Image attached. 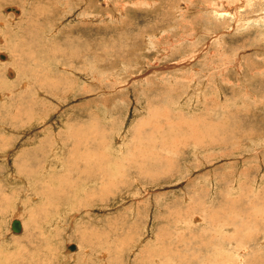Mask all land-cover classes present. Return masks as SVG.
Listing matches in <instances>:
<instances>
[{"label":"rangeland","instance_id":"rangeland-1","mask_svg":"<svg viewBox=\"0 0 264 264\" xmlns=\"http://www.w3.org/2000/svg\"><path fill=\"white\" fill-rule=\"evenodd\" d=\"M247 1L0 0L2 264H181L188 233L202 264H234L208 218L236 209L264 264V0Z\"/></svg>","mask_w":264,"mask_h":264},{"label":"bare ground","instance_id":"bare-ground-1","mask_svg":"<svg viewBox=\"0 0 264 264\" xmlns=\"http://www.w3.org/2000/svg\"><path fill=\"white\" fill-rule=\"evenodd\" d=\"M249 1V0H248ZM248 1L246 2V3H248ZM244 2V1H243ZM245 3V4H246ZM10 8H15V7H10ZM8 9V8H7ZM7 9L5 10L6 12H8L7 11ZM16 10H18V13H15V15H19L20 14V10L19 9H17V8H15ZM36 11V10H35ZM24 12V11H23ZM217 12H219V11H217ZM236 12V11H235ZM14 13V12H13ZM38 16V15H37ZM42 16V15H41ZM219 16H223V15H221L220 13H219ZM258 17V18H257ZM23 18V17H22ZM46 17H42V19L43 20H46L45 19ZM256 18H257V20H260V19H262L261 18V16H256ZM250 19V18H249ZM39 20V19H38ZM235 20H237V19H235ZM248 20V19H247ZM13 21V20H12ZM238 22H240V21H242V24H244V23H246V20H241V19H239V20H237ZM241 23V22H240ZM1 24V23H0ZM2 25V24H1ZM3 26V25H2ZM3 39V38H2ZM220 39V38H219ZM20 50H21V52H22V54H23V50H24V48H22V47H20ZM197 52V51H196ZM36 53V52H35ZM4 54V53H3ZM3 54H0V57L1 56H4ZM27 58V57H26ZM7 58H6V56H4V59H2L3 61H5ZM16 61V60H15ZM29 61V60H28ZM30 61H31V59H30ZM45 60H43V62H44ZM188 61V60H187ZM191 62V61H190ZM189 62V63H190ZM48 63V62H47ZM13 64H14V62H13ZM41 64V63H40ZM15 65V64H14ZM38 65V64H37ZM42 65V67H43V64H41ZM17 66V65H16ZM40 67V66H39ZM44 68V67H43ZM29 73H31V69L29 68ZM34 73V72H33ZM9 75L12 77V76H14L15 74H14V72H13V70L12 71H10L9 72ZM25 75H26V72H25ZM33 75V74H32ZM35 75V74H34ZM33 77V76H32ZM35 78V77H34ZM29 79H32V78H27V81H29ZM26 80V79H25ZM5 84H8L9 86H11V84H10V82H6ZM25 85H27V84H25ZM52 86V85H51ZM39 88V87H38ZM38 92H40V91H38ZM6 94V93H5ZM4 96V95H3ZM1 98V97H0ZM2 99H3V97H2ZM11 117H8V119H10ZM12 119V118H11ZM14 120H15V118H14ZM0 122H2V121H0ZM5 126V125H4ZM6 128V127H5ZM8 130V129H7ZM9 132V131H8ZM11 132V131H10ZM4 141V140H3ZM61 146H62V144H61ZM7 147V146H6ZM60 149V148H59ZM60 152V151H59ZM1 154V153H0ZM4 154V153H3ZM7 154V153H6ZM52 154V153H51ZM88 154H90V153H88ZM4 156V155H3ZM55 156V155H54ZM57 156H58V154H57ZM94 157V156H93ZM86 159H88L87 158V156H86ZM83 161H85V160H83ZM127 174V173H126ZM21 181H23V180H20V182ZM22 183V182H21ZM21 185V184H20ZM105 190V189H104ZM104 190H102L103 192L102 193H104ZM100 194H101V192H100ZM99 194V195H100ZM131 195V194H130ZM103 196V195H102ZM32 198V197H31ZM227 199V198H226ZM201 200V199H200ZM227 201H228V199H227ZM227 201H226V208L227 209H231V210H229V211H234L236 208H235V205L237 206V204L238 203H229V201H228V203H227ZM234 201V200H233ZM240 202H241V199H240ZM193 204V203H192ZM189 205V206H191V207H196V206H194V205ZM201 207H203L202 205H201ZM200 207V208H201ZM225 207V206H224ZM192 209V208H191ZM209 211H211V210H209ZM243 211V210H242ZM246 211V210H245ZM256 213H254V218L256 219V218H258V215H257V213H258V211H255ZM212 213V212H211ZM229 213V212H228ZM219 214H221V215H219ZM223 213H220L219 212V210H217L216 212H214V214H210L209 215V218H208V223H209V226H211V227H213V230L212 231H215V233L218 231V236L217 237H220L221 235H219V233H221V232H223L222 234H224L223 236L225 237V238H227V239H229V238H231L232 240L233 239H235L236 240V244L238 245V246H240V249H237L236 248V253L235 254H233V260H234V264H248L247 262H246V255L247 254H249L250 252H251V250H250V248H249V243H252L253 242V239H254V237H253V232H251V230H248V231H245V228H246V226H247V223H249V222H253V221H251L250 219V215L248 216V213H247V211L246 212H242V214H241V212H239V210H237L236 209V212L234 213V214H232V215H236V214H239L238 216H236V217H231V218H228L226 215L224 216V215H222ZM76 215V214H75ZM230 215V214H229ZM196 217V216H195ZM170 218H172L170 215L169 216H166L165 217V220L166 221H168V219H170ZM247 218H248V220H247ZM16 220H18V219H16ZM194 220V219H193ZM193 220H190L188 223H187V225H188V227L192 224L193 226L195 225H198L197 223H195L196 221H198V222H202L201 221V218H195V222L193 221ZM14 221V220H13ZM20 222H21V225L23 224L22 223V221L21 220H19ZM165 221V222H166ZM205 222V221H204ZM204 222H203V224H204ZM176 223L177 224H179V225H181V224H183V222L181 221V220H177L176 221ZM256 223V222H255ZM12 224V223H11ZM207 224V223H206ZM205 224V225H206ZM180 227V226H179ZM178 227V228H179ZM187 227V228H188ZM12 230V229H11ZM177 230H179V229H177ZM22 231H23V225H22ZM22 231L20 232V233H22ZM230 231H232L231 233H230ZM13 232V231H12ZM193 232V231H192ZM20 233H18V234H20ZM180 233V232H179ZM202 233V232H201ZM214 233V232H213ZM215 233H214V236H213V234H211V232L209 233V234H211L210 235V237L212 238V239H214V238H216V236H215ZM14 234H17V233H14ZM17 234V235H18ZM192 234V238H195L196 240H197V242L195 243V244H199V245H201V246H199V245H195V246H198V247H196V248H194V251L192 252V261H188V262H183V261H187L188 260V256L187 255H181L180 256V260H181V264H194V263H196L197 262V264H202V262H200V258H202V255H204L202 252H201V249L202 248H204V247H207L208 245L207 244H202L203 242H208V240H206V235H201V234H198V236L197 235H193V233H188L187 235H191ZM208 234V233H207ZM178 235H181V234H178ZM184 235H185V233H182V236H183V241H184ZM181 236V237H182ZM211 238H210V240H211ZM181 239V238H180ZM199 239V240H198ZM212 241V240H211ZM220 241H221V243L223 244V243H229V242H225V241H222L221 239H220ZM48 242V241H47ZM49 243V242H48ZM204 245V246H203ZM71 247L72 246H70L69 248H68V250H71L72 251V249H71ZM41 248V247H40ZM209 248H212V246L210 245L209 246ZM221 249H222V246L220 247V248H218L217 249V247H216V250H215V253H219V252H221ZM35 250H38L39 251V247H35ZM41 250V249H40ZM208 250H210V249H208ZM218 250V251H217ZM197 251V252H196ZM207 251V250H206ZM205 251V252H206ZM3 253H4V251L3 252H1L0 253V264H2V261H3V259L5 258L4 257V255H3ZM36 253H37V257L36 258H40V253L41 252H37L36 251ZM48 253H50V252H48ZM65 253V252H64ZM206 253H209L208 251L206 252ZM66 254V253H65ZM68 254V253H67ZM251 254H252V252H251ZM25 255V254H24ZM32 255V254H31ZM34 255V254H33ZM33 255L31 256V257H29V258H31L30 260H27L25 257L26 256H30V255H26L25 257H23V259H25V261H23L24 263L23 264H25V263H29V264H33V263H36L37 262V260H32L33 259ZM39 256V257H38ZM71 256V255H70ZM190 256V255H189ZM221 258H220V260L218 259L217 261H216V263L218 264H227L228 263V261H231L230 259H228V261H227V259H226V257H223V256H220ZM7 258V257H6ZM66 258H67V260L70 258L68 255L66 256ZM174 258H176V257H174ZM2 260V261H1ZM7 260V259H6ZM39 260V259H38ZM183 260V261H182ZM236 260V261H235ZM69 261V260H68ZM5 262V261H4ZM7 262V261H6ZM21 262H22V260H21ZM38 262H40V261H38ZM6 264V263H5ZM177 264V263H176Z\"/></svg>","mask_w":264,"mask_h":264},{"label":"water","instance_id":"water-1","mask_svg":"<svg viewBox=\"0 0 264 264\" xmlns=\"http://www.w3.org/2000/svg\"><path fill=\"white\" fill-rule=\"evenodd\" d=\"M7 11L18 13V10H16L15 8H8ZM1 59H4V56H1ZM11 229L14 233H17V234L20 233L22 231L21 222L19 220L12 221ZM71 249L74 250L75 246H72Z\"/></svg>","mask_w":264,"mask_h":264}]
</instances>
